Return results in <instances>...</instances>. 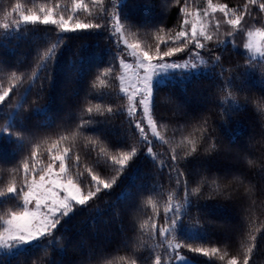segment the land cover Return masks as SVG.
Wrapping results in <instances>:
<instances>
[{"label": "trees", "instance_id": "trees-1", "mask_svg": "<svg viewBox=\"0 0 264 264\" xmlns=\"http://www.w3.org/2000/svg\"><path fill=\"white\" fill-rule=\"evenodd\" d=\"M57 0H0V21L4 13L16 3L25 11H37L41 5L52 7ZM246 0H212L213 5L227 4L229 9L243 10ZM264 2V0H262ZM91 8L92 15L79 11L73 15L72 0H60V8L65 18L73 15V21L103 23L96 15L97 8L91 0H84ZM187 3L189 13L208 7V0H123L121 23L125 26V38L139 42L147 50L151 46L154 54L155 37L169 39L180 31L185 19L181 8ZM110 9V0H105ZM251 16L243 22L264 28V13L255 5H249ZM208 17L212 21L210 31L214 34L212 42L205 41L206 49L201 50V58L208 61L210 72H203L191 79L174 77L161 88L154 109L157 129L165 137L166 143L152 140L154 163L145 155L146 145L126 115L111 119L96 116L93 128L82 131L74 141L73 152L79 154L77 168L72 160L68 166L84 191L90 184L87 169L102 179L118 177L111 191H102L87 206L77 207L74 213L64 218L57 229L58 242L47 251H30L19 257L5 259V264H123L121 257L133 255L142 264H151L152 254L163 256L167 238L156 230L154 240L142 233L139 225L155 219L164 223V208L168 196L173 202L181 197L175 183V174H169L167 166L175 153L182 157L187 148V140L197 141L196 153L178 161L189 189L202 184L199 197H193V205L188 207L183 217V227L172 238L173 243L188 244L185 232L189 226H197L195 235L203 243L194 247H218L221 253L227 251V259L235 257L242 264L248 239L246 233L251 229L256 236L255 247L249 264H264V60H249L245 49L246 41L238 39L239 31H234L225 21L223 13L216 11ZM193 17V16H188ZM220 21L217 30L215 21ZM199 27V24L197 25ZM163 31H159V28ZM137 32L133 37L131 33ZM243 31V30H242ZM233 35L229 36L228 33ZM242 35H246L243 31ZM60 36L64 39L61 41ZM119 40V36H117ZM217 41L225 42L216 46ZM232 41V43H228ZM242 43V44H241ZM241 44V45H240ZM53 45L54 64L51 73L40 75L26 102L25 89L32 82L30 77L43 63L41 55L46 54ZM122 45L114 43L107 28L99 30L59 33L55 26L29 25L22 27L19 34H6L0 29V92L10 84L17 85L13 93L0 105V189L12 179V170L19 167L32 148L39 144L41 160L37 166L48 162L46 148L61 135H69L81 121L88 119L84 111L89 104L100 102L97 93L105 92L102 107L113 106L114 110L127 103L120 95L121 75L117 55ZM193 46H189V50ZM207 49H212L209 54ZM161 51L165 46L161 45ZM215 56H219V67H211ZM188 52L179 53L171 59H187ZM111 68L106 76L102 75ZM227 69V71H223ZM223 72V78L218 73ZM23 76V82L12 79ZM99 77V79H98ZM104 80V84L100 80ZM231 81V83H228ZM237 101L242 108L235 109L228 103V96ZM170 99L165 102L164 98ZM222 101L224 104H222ZM22 108H18L19 105ZM44 109L36 113L35 109ZM19 112L16 116L15 113ZM204 121H207L205 124ZM13 133L12 139L4 136V130ZM206 129V131H205ZM203 136L204 139L200 137ZM17 137L23 142L21 149L15 142ZM72 143L62 141L61 147ZM217 150L209 152L210 144ZM134 147L138 154L120 170L109 160L120 151ZM103 148L104 153L100 152ZM247 158V160L245 159ZM252 161L249 164L247 161ZM79 173H83L79 176ZM213 177H219V189L211 184ZM20 183V176L16 175ZM211 184V187H209ZM154 188L159 191L154 192ZM149 199L156 207L158 217L149 205ZM17 201L0 199V216L16 210ZM251 205V207H249ZM183 210V209H182ZM258 229V231H257ZM179 252L192 264H226L217 258L212 259L192 253L186 247ZM173 260L175 253H172Z\"/></svg>", "mask_w": 264, "mask_h": 264}, {"label": "snow or ice", "instance_id": "snow-or-ice-1", "mask_svg": "<svg viewBox=\"0 0 264 264\" xmlns=\"http://www.w3.org/2000/svg\"><path fill=\"white\" fill-rule=\"evenodd\" d=\"M91 3L96 6V15L104 21L103 23L96 22L95 20L92 22H83L79 19L73 21V15L79 11L88 15L93 14L89 5L84 3V0H72V8L69 11L73 15H69L67 18H65L63 11H56L57 8L61 7L60 0H57L56 4L51 8L41 5L39 12L25 11L22 9L21 4L16 3L10 11L4 13L3 20L0 21V29H3L6 34H19L22 27L35 26L37 24L55 26L59 33L107 28L114 43L122 45L120 49L121 53H126L128 57L134 59L136 68V78L132 84L124 86L125 76L120 75L118 77L120 81V95L127 102L123 108L117 107L114 110L111 105L106 108L102 107L103 98L108 93H97L96 95L100 102L94 106L89 104L84 109L88 115V119L81 121L77 125V128L69 135L59 136L46 148L48 162L45 165L38 167L35 163L41 160L40 145L37 144L32 148L30 155L22 161L20 166L12 170V179L8 181L6 187L0 189V199L10 198L18 203L16 210L8 211L5 216H0V264H5V259L9 257H19L21 254L37 250L46 252L49 246H55L53 238L58 242L57 229L62 226L61 222L64 218L74 213L78 206H87L102 191L110 192L116 185L118 177H113L111 180L102 179L89 168L87 171L91 183L86 185L87 191H84L78 182V176L74 177L72 169L69 168L67 163L68 160H72L75 166L79 167L80 156L72 150L74 141L77 136L82 134L83 130L94 127V124L97 123L95 120L96 116L111 119L117 115H126L128 121L136 129L137 134L140 135L146 145L144 150L145 155L151 158L154 163H157L156 154L152 148V140L149 137L151 136L161 143H166V140L158 131L156 118L153 114L154 109L158 107L156 96H158L161 88L174 77L191 79L203 72H210L208 61L201 58V50L206 49L205 41L212 42L214 38V34L210 31L212 21L208 19L210 15L209 10H211V13H215L217 10L223 13L226 23L236 31L241 30V23L244 17L251 16L249 5L257 6L259 11L264 13V2L262 0H246L241 11L229 9L227 4L213 5L212 0H208V7L203 9V16L200 15L199 9L195 13H189L188 5L185 3L181 8L185 19L180 25V31L176 32L175 36L169 39H164L162 36L157 35L155 37L154 54H152L151 46L145 50L141 48L139 42L130 43L125 38V26L121 23L122 16H124L122 11L123 0H110V9L105 7V0H91ZM190 15L196 19L190 21L188 19ZM124 19L128 18L124 16ZM198 23L199 27L197 26ZM189 24L191 25L190 28L188 27ZM214 27L217 30L219 29V20L215 21ZM158 30L163 31V28L161 27ZM131 35L136 37L137 32L133 31ZM228 35L232 36L233 33L229 32ZM256 35L264 37V29L257 28L255 32H246L248 43L245 45V48L252 53L248 57L250 61L255 60L257 56L264 58V41L255 42L253 37ZM117 36H119V40H117ZM60 39L62 41L64 37L60 36ZM224 43L223 41H217L216 46H223ZM228 43H232V41H228ZM161 45L165 46L164 51L160 50ZM190 45L193 46L191 50H189ZM55 48L56 45H53L52 49L46 54L41 55L43 63L30 77L32 82L25 89L23 96L25 102L28 94L31 93L35 84L39 81L40 75H43L45 72L51 73L50 64H54L53 55ZM207 51L209 54L213 52L212 49H207ZM184 52H188L187 59L179 62L171 59L177 54ZM193 57L195 60H193ZM117 59L120 62L121 68L125 70L133 68V65L127 62L122 55H117ZM219 60L220 57L215 56L211 67H219ZM111 70V68L107 69L102 75L106 76ZM140 70H142V74ZM223 71H227V69ZM218 75L223 78V72L218 73ZM12 79L23 82L24 77H16L15 73H13ZM100 83L104 84V80L101 79ZM228 83H231V81ZM16 86L15 84H10L0 92V105L4 104L6 98L13 93V89ZM169 99V97L164 98L165 102ZM228 103L235 109L242 108L237 101L232 99L231 94L228 96ZM222 104H224L223 101ZM22 107V104L18 106V108ZM258 110L264 111V105H260ZM34 111L41 113L44 109L37 108ZM15 115L18 116L19 112L17 111ZM204 123L206 124L207 121H204ZM3 134L8 139H12L13 137V133L8 131V129H5ZM70 137L72 143L61 147V142L69 141ZM200 138L204 139L203 136ZM15 142L19 144L21 149L23 148V142L18 137ZM196 145V140L188 139L187 148L183 152L182 157H178L173 153L170 157V164L167 166L158 164L159 167H167L170 175L175 174V183L182 195L175 203L172 197L168 196L164 208V223L162 225L158 227L155 219L152 220L151 224H149V221H145L139 225V229L143 234L148 235L150 240L155 239L157 228L160 236L167 238L165 244L160 245V247L165 248L163 264H176V262H179V264H191L188 258L179 252V249L182 247H186L192 253L203 255L209 258L210 261L217 257L220 261H225L228 255L227 251L221 253L218 247H194V243L205 242L195 235L200 231L198 225L189 226L185 229V232L188 234L187 238L190 241L188 244L172 242L174 234L179 228L183 227V217L187 216L188 207L194 203L192 198L199 197L203 186L198 183L195 188L189 189L187 180L184 178V173L180 170L178 163L180 159H186L188 156L196 153ZM216 150L217 148L214 143L210 144L207 149L209 152ZM104 151L103 148L100 149L101 153H104ZM137 154L138 150L131 147L130 150L120 151L118 156L109 157V160L112 164L118 166L120 174H122V170ZM245 159L247 160V158ZM247 162L249 164L252 163L250 160ZM16 175L20 176L19 184L16 181ZM82 175L83 173H79V176ZM219 182V177H213L211 184H216L218 190ZM211 184H209V187H211ZM157 191H159V188H154V192ZM148 203L158 217L152 200L149 199ZM245 235L248 239L243 244L245 254L242 264H249V259L255 247L254 241L256 236L252 234L250 228ZM172 253H175L174 260ZM120 259L123 264H142V261L137 259L135 255L132 258L121 257ZM151 264H162V256L153 253ZM226 264H238V260L232 257L226 260Z\"/></svg>", "mask_w": 264, "mask_h": 264}, {"label": "rangeland", "instance_id": "rangeland-1", "mask_svg": "<svg viewBox=\"0 0 264 264\" xmlns=\"http://www.w3.org/2000/svg\"><path fill=\"white\" fill-rule=\"evenodd\" d=\"M188 19L190 20V21H192V20H195L196 18L193 16L192 18L191 17H188ZM199 24V23H198ZM188 27L190 28L191 27V25L189 24L188 25ZM257 28H259V27H257ZM256 27H254V26H251V25H249L248 23H244L243 21H242V23H241V31H240V33H239V36H238V39L241 41V42H243V38H244V40L246 41L245 43L247 44L248 43V37L245 35V37H244V35H242V32L243 31H245V32H247V31H253V32H255V30L257 29ZM262 29H264V28H262ZM243 30V31H242ZM234 31H236V30H234ZM253 40L255 41V42H257V43H259V42H262V41H264V37H261V36H258V35H256V36H254L253 37ZM242 44V43H241ZM240 44V45H241ZM245 46V45H244ZM246 49V48H245ZM247 50V49H246ZM247 52H248V54H250V55H252V53L251 52H249L248 50H247ZM126 54V53H125ZM125 59L127 60V62H129V63H131L132 65H133V68H131V69H127V70H125V69H123V68H121V75H124L125 76V80H124V86H128V85H130V84H132L134 81H135V72H136V68H135V61H134V59H132L131 57H128L127 55L125 56ZM255 59H257V60H264V58H261V57H259V56H257ZM174 60H176V61H182V60H184V59H174ZM193 60H195V58L193 57ZM141 71V74H142V70H140ZM146 131H147V129H146ZM149 139H151V140H153V139H155V138H153V137H149ZM189 260V259H188ZM190 261V260H189ZM191 262V261H190ZM176 264H179V262H176ZM191 264H192V262H191Z\"/></svg>", "mask_w": 264, "mask_h": 264}]
</instances>
